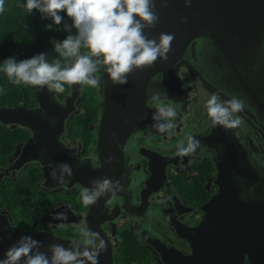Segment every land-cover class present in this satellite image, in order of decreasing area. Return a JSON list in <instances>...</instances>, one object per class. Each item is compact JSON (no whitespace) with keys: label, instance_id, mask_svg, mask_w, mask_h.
I'll list each match as a JSON object with an SVG mask.
<instances>
[{"label":"flooded vegetation","instance_id":"obj_1","mask_svg":"<svg viewBox=\"0 0 264 264\" xmlns=\"http://www.w3.org/2000/svg\"><path fill=\"white\" fill-rule=\"evenodd\" d=\"M81 52L86 54L88 49ZM183 59L161 81L160 76L153 79L147 100L158 95L159 99L152 101L153 104L162 102L174 107L177 112L172 121L174 127L160 132L154 125L167 121L154 120L157 108L148 107L143 124L130 137L124 159L117 166L122 171V194L110 195L104 200L99 223L111 241L113 264H141L131 255L132 247L139 259L154 264H167L162 256L170 264L182 259L189 260V264H204L201 259L207 256L225 259L217 252L224 250L220 242L227 243L224 215L213 214L210 205L220 191L217 178L221 171L224 176L232 177L240 200L246 204L244 209L252 210L254 206L249 203H257L253 212L238 210L235 250L242 255L247 243L257 245L264 237L258 222V207L264 208V113L233 74L222 69L227 66L220 55L215 62L204 58V52L195 48ZM97 75L100 78L99 73ZM241 76L256 91L255 96L264 99V76L261 75V83L255 75L241 72ZM161 82L168 84L163 90L158 87ZM230 82L232 91L228 88ZM71 92L70 85L67 93L53 92L54 99L63 104ZM214 94L218 102H226L234 96L244 102L243 111L233 113L234 118L241 120L238 127L225 129L214 125L205 107ZM88 95L94 102L90 104L97 108L95 119L93 111L86 108ZM38 106L36 102L27 107L34 110ZM74 106L64 129L56 135L59 150L52 146L51 152L45 142L39 148L33 147L25 160L22 155L35 137L34 130L0 122V129L17 130L21 135L6 162L0 165L2 191L5 193L9 186L10 191H17L11 203L2 201L7 198L6 194L1 195L0 200V215L6 216L11 226L23 231L48 232L67 240L82 239L81 227L89 230L92 205L85 206L82 202L81 190L86 186L81 180H86L84 171L96 173L103 166L95 151L103 109L100 87L81 86ZM189 135L200 142V147L193 154L180 156L178 146L181 142L186 146ZM36 156L40 160L31 159ZM51 160H56V165L51 164ZM65 163L71 166L73 174H64V182H61L59 166ZM80 173L84 176L75 181ZM56 209H61L57 217L59 223L52 217ZM260 218L264 221V215ZM66 220L71 221L61 223ZM215 221H218V228ZM176 227H181L186 239L178 236ZM122 233L129 235L126 239L131 243L126 247L120 238ZM201 246L205 256L198 252ZM243 256L245 262L253 264L247 252Z\"/></svg>","mask_w":264,"mask_h":264},{"label":"water","instance_id":"obj_2","mask_svg":"<svg viewBox=\"0 0 264 264\" xmlns=\"http://www.w3.org/2000/svg\"><path fill=\"white\" fill-rule=\"evenodd\" d=\"M156 12L159 20L154 28L145 29V34L151 39L158 41L161 33L173 34L174 40L171 43V51L168 53V60L161 61L159 58L151 68L134 71L128 76V83L125 85H114L105 71L100 75V93L102 94L101 121L97 127L99 134L95 151L102 162V167L96 173L90 170L86 173V180L81 183L88 188L93 179L108 177L113 181H119L122 185V171L117 169L118 163H122L125 148L130 137L137 132L143 124L142 119L148 111L146 102L148 100L149 88L153 83V77L171 72L177 65L183 62V58L189 55L191 49L200 48L204 52V58L215 60L219 55L227 67L222 69L232 73L244 92L251 97L264 113V99L255 96L256 91L245 83L241 72L249 73L252 77L264 76V0H191V5L186 6L185 0H168L167 7H161V0H155ZM219 62V61H218ZM221 66V65H219ZM227 74V72H226ZM230 80V79H229ZM259 84V82H258ZM168 84L159 83L158 87L163 90ZM228 87L234 90L230 82ZM260 85V84H259ZM71 96L63 104L55 101V94L46 87L41 90L33 87L35 100L38 108L31 110L27 106L1 107L0 122L4 125L29 127L35 132V137L30 145H27L22 155V160L28 156L33 147H41L47 142L59 150L60 146L56 141V135L65 126L66 120L74 109V101L80 91L81 85H71ZM240 95V94H239ZM116 133V139H113ZM108 157H113L111 163H106ZM31 159H39V156ZM56 165V160L50 162ZM58 163V162H57ZM84 176L81 173L75 181H80ZM118 178V179H116ZM217 183L220 186L219 193L210 202L211 212L215 215H224L225 235L227 243L216 240L224 247L223 251H217L219 256L226 258L202 257L204 264H250L244 261L243 254L248 253L253 264H264V237L257 241V245L247 243L239 255L234 248L237 244L235 224L239 219V211L246 213L256 209V202L249 203L254 206L251 209H244L245 202L240 200L237 194L238 187L233 183L232 177L224 176L220 172ZM122 188L115 194H122ZM113 195L111 193L99 198L96 204L92 205L89 216V230L99 233L106 241V250L98 257V264H113V247L106 233L101 229L99 219L102 214L104 200ZM223 205L226 208H223ZM222 209H219L221 208ZM204 210V209H203ZM61 209H56L53 214L55 223ZM259 228L264 233V221L260 216L264 215V208L258 207ZM71 220L62 221L69 223ZM218 228V221L214 222ZM178 225V224H177ZM205 223L201 224L200 230L204 231ZM243 226L244 222H243ZM178 236L186 239V233L181 227H176ZM22 236H31L34 240L41 241L43 247L40 251L46 252L51 257L48 249L50 244L59 243L69 247L70 242L61 237L54 236L48 232L23 231L10 225L4 215H0V260L6 259V252L9 247L17 243ZM98 244H99V240ZM223 241V240H221ZM234 248V249H233ZM249 248V250H248ZM198 252L205 256L202 246ZM165 263L170 264L168 259L162 256ZM23 264V259L21 260ZM177 264H189V260L182 259Z\"/></svg>","mask_w":264,"mask_h":264},{"label":"clouds","instance_id":"obj_3","mask_svg":"<svg viewBox=\"0 0 264 264\" xmlns=\"http://www.w3.org/2000/svg\"><path fill=\"white\" fill-rule=\"evenodd\" d=\"M185 5L190 6L191 0H185ZM21 6L29 13L39 11L42 17L52 19L57 26L64 19L60 13L66 12L72 24H65L64 30L70 34L63 41H52L58 55L51 63L46 53L20 61L9 57L3 61L0 71L13 84L39 87L41 90L46 87L57 94L65 92V85L99 88L100 79L97 74L102 70L114 85H125L128 76L134 71L153 67L158 58L167 61L175 38L173 34L161 33L157 41L145 34V29L154 28L159 20L155 0H26ZM167 6L168 0H161V7ZM5 11V0H0V14ZM46 28L51 29L52 25H46ZM73 28L75 34H71ZM82 48L88 49V52L82 54ZM159 76L161 81L163 74ZM158 99V95L151 97L146 106L157 108L154 120L167 121L154 125L160 132H166L174 127L172 121L177 112L171 105L152 103ZM205 107L214 125L233 129L241 124V120L234 118L233 113L243 111L245 104L235 96L226 102H218V96L214 94ZM112 135L116 139V133ZM199 147L200 142L189 135L187 145L181 142L177 154L188 156ZM124 150L127 151V148ZM112 160L113 157H108L106 163ZM59 169L61 182H64V174H73L67 163L61 164ZM53 178H56L55 172ZM90 183L91 188L84 187L81 190L85 206L96 204L100 197L109 193L115 195L122 188L119 181L108 177L93 179ZM79 231L82 239L71 241L67 248L59 243L50 244L48 249L51 257L40 251L43 247L41 241L31 236H22L9 247L6 259L0 260V264H21L22 259L23 264H98L100 253L106 250V241L86 226Z\"/></svg>","mask_w":264,"mask_h":264},{"label":"trees","instance_id":"obj_4","mask_svg":"<svg viewBox=\"0 0 264 264\" xmlns=\"http://www.w3.org/2000/svg\"><path fill=\"white\" fill-rule=\"evenodd\" d=\"M25 3L26 0H5L6 11L0 14V67H2L3 61L9 57H15L17 61H20L41 53H46L51 63L52 59L58 55L54 51L52 41H63L70 34L64 30L65 24H72V20L66 12L60 13L64 19L61 25L57 26L52 19L42 17V14L37 10L29 13L26 8L21 6ZM46 25H52V28L48 29ZM75 33L76 30L73 28L71 34ZM84 49L82 48L81 51ZM0 89H3L0 92V107H13L22 104L29 107L36 105L32 87L11 83L3 71H0ZM65 89L64 93H67L70 90V85H65ZM91 94L94 93L91 91ZM85 101L89 105L86 108L93 111V119H95L97 108L91 105L94 102L89 100V95ZM20 138L21 135L17 130L0 129V165L6 162L7 155ZM2 189L3 187L0 186V200H2L1 195L6 194L7 198L2 201L11 203L12 196L17 193L16 189L10 191L11 187L9 186L5 188V193ZM127 236L129 235L126 233L120 235L125 247L126 244L131 243L126 239ZM130 252L131 255L136 256L135 258L139 255L133 247L130 248Z\"/></svg>","mask_w":264,"mask_h":264},{"label":"rangeland","instance_id":"obj_5","mask_svg":"<svg viewBox=\"0 0 264 264\" xmlns=\"http://www.w3.org/2000/svg\"><path fill=\"white\" fill-rule=\"evenodd\" d=\"M21 222H23V221H21ZM116 252V251H115ZM116 255H118L117 254V252H116ZM136 257V256H135ZM137 259H138V261L141 263V264H154L152 261H150V260H148V261H146V260H144V259H139V255H137ZM115 264H116V262H115Z\"/></svg>","mask_w":264,"mask_h":264}]
</instances>
